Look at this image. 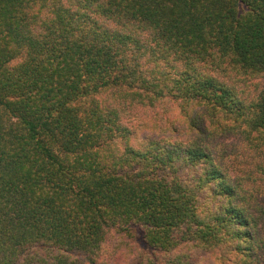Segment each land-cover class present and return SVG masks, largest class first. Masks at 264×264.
Listing matches in <instances>:
<instances>
[{
	"label": "trees",
	"instance_id": "1",
	"mask_svg": "<svg viewBox=\"0 0 264 264\" xmlns=\"http://www.w3.org/2000/svg\"><path fill=\"white\" fill-rule=\"evenodd\" d=\"M0 264H264V0H0Z\"/></svg>",
	"mask_w": 264,
	"mask_h": 264
}]
</instances>
